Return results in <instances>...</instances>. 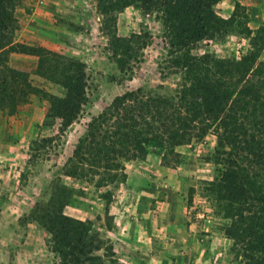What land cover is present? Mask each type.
<instances>
[{
  "label": "rangeland",
  "instance_id": "rangeland-1",
  "mask_svg": "<svg viewBox=\"0 0 264 264\" xmlns=\"http://www.w3.org/2000/svg\"><path fill=\"white\" fill-rule=\"evenodd\" d=\"M215 9L223 19L236 14L252 31L264 26V0H219ZM114 15L105 20L96 0H22L13 13L14 45L0 49V70L27 73L30 88L25 100L0 108V264H58L42 221L60 187L71 190L64 213L89 220L102 239L96 254L105 264H243L224 235L228 221L205 196L222 168L209 158L214 135H195L174 150L178 156L150 143L144 160H120L125 177L106 187L97 188L99 176L87 172L67 176L89 123L116 97L139 88L142 95H170L180 83L163 70L169 37L160 12L129 6ZM241 26L193 44L191 53H245ZM140 31L149 35L146 45L127 70H119L110 36ZM23 43L85 66L86 101L64 131L46 116L49 97L61 96L62 88L36 74L38 57L20 54ZM47 138L52 140L42 141ZM201 211L202 217L196 215Z\"/></svg>",
  "mask_w": 264,
  "mask_h": 264
},
{
  "label": "trees",
  "instance_id": "trees-1",
  "mask_svg": "<svg viewBox=\"0 0 264 264\" xmlns=\"http://www.w3.org/2000/svg\"><path fill=\"white\" fill-rule=\"evenodd\" d=\"M218 1L96 0L105 20L129 6L160 12L169 37L163 70L178 75L180 83L170 95H142L139 88L116 97L89 123L67 176L87 172L99 176L97 188L106 187L125 177L120 160H144L150 143H157L164 155L178 156L177 147L190 143L195 135L202 138L210 133L216 141L209 158L222 168L215 181L207 183L205 196L228 221L223 232L233 242L235 257L243 264H264V26L252 31L236 21L234 13L223 19L215 9ZM21 2L0 0V49L14 45L9 35L16 29L13 13ZM237 24L248 41L245 53L226 57L191 53L193 44L213 40ZM148 37L142 31L110 36L109 50L119 70H127L138 59ZM18 46L20 54L38 57L37 75L62 88L61 96L49 97L46 116L58 120L64 131L86 101L84 64L25 43ZM29 88L27 73L0 70V108L25 100ZM70 191L59 188L42 221L52 236V253L58 264H105L96 254L103 241L90 221L63 211Z\"/></svg>",
  "mask_w": 264,
  "mask_h": 264
},
{
  "label": "built area",
  "instance_id": "built-area-1",
  "mask_svg": "<svg viewBox=\"0 0 264 264\" xmlns=\"http://www.w3.org/2000/svg\"><path fill=\"white\" fill-rule=\"evenodd\" d=\"M200 213V214H199ZM196 215H199L202 217V215H204V213L201 211V212H197Z\"/></svg>",
  "mask_w": 264,
  "mask_h": 264
}]
</instances>
